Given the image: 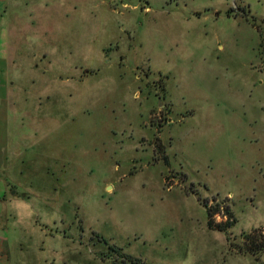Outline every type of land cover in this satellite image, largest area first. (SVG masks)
<instances>
[{
    "label": "rangeland",
    "instance_id": "374dc122",
    "mask_svg": "<svg viewBox=\"0 0 264 264\" xmlns=\"http://www.w3.org/2000/svg\"><path fill=\"white\" fill-rule=\"evenodd\" d=\"M7 9L41 79L0 102L2 146L26 168L1 208L6 264H264L241 249L264 234V0ZM210 206L233 225L212 228Z\"/></svg>",
    "mask_w": 264,
    "mask_h": 264
},
{
    "label": "crops",
    "instance_id": "0c3cea01",
    "mask_svg": "<svg viewBox=\"0 0 264 264\" xmlns=\"http://www.w3.org/2000/svg\"><path fill=\"white\" fill-rule=\"evenodd\" d=\"M9 0H0V102L2 101L8 106V108L14 107L16 102L12 98L13 94L16 92H21L26 90V88L32 83L33 85L40 81V77L28 76L25 72L28 69H33L34 67L39 70V64L34 65V60L32 57L27 56V50H24L23 47L26 45L27 41H30L31 38L25 33L28 32L29 26L26 24L22 25H9L6 22L7 17V7ZM16 14V12H15ZM28 35V36H27ZM27 36V37H26ZM43 42L40 41V45ZM41 50L49 49L44 46ZM47 53H44L46 56ZM42 55V51H41ZM48 57V55L46 56ZM53 59H50L52 62ZM14 68V69H13ZM18 75H15V74ZM50 79L53 84L60 82L62 85L64 83V77L62 74L54 73ZM48 83V82H47ZM25 88V89H24ZM42 89V88H41ZM40 90V89H39ZM45 90V88L43 89ZM13 105V106H12ZM34 120V124H35ZM24 124H20L23 126ZM19 126V125H18ZM19 141H28V137L24 136L22 132L18 133ZM23 135V136H22ZM9 137V136H7ZM5 138L6 143L2 146L3 139L0 137V216L2 217L1 208L7 205L11 206L12 201L15 197H18L17 193H11L14 185L12 183L10 175L12 170H16L20 174H26V168L24 169L20 164L11 162L10 157L5 153L7 146L8 138ZM24 137V138H23ZM10 141V139H9ZM26 158L24 159L25 163ZM3 250V243L0 242V254ZM1 257V255H0ZM0 264H6L3 258H0Z\"/></svg>",
    "mask_w": 264,
    "mask_h": 264
},
{
    "label": "trees",
    "instance_id": "16d2710c",
    "mask_svg": "<svg viewBox=\"0 0 264 264\" xmlns=\"http://www.w3.org/2000/svg\"><path fill=\"white\" fill-rule=\"evenodd\" d=\"M209 225L212 228H217L220 230H226L228 229L231 225H233L234 219L231 221L227 222H216L213 220V215L216 213L214 208L212 206L209 207ZM227 214H232V211L230 209L227 210ZM236 220V219H235ZM244 251H248L253 254H258L262 251H264V234L260 232V229L254 230L248 234L245 235V241L242 246Z\"/></svg>",
    "mask_w": 264,
    "mask_h": 264
}]
</instances>
